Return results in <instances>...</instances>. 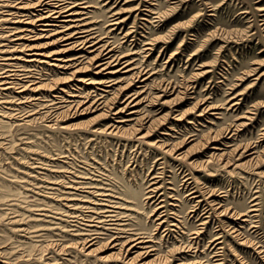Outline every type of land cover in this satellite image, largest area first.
Instances as JSON below:
<instances>
[{"label":"rangeland","instance_id":"374dc122","mask_svg":"<svg viewBox=\"0 0 264 264\" xmlns=\"http://www.w3.org/2000/svg\"><path fill=\"white\" fill-rule=\"evenodd\" d=\"M25 1L0 0V67L6 61L1 57L13 43L36 46L34 51L48 57L46 62H52L50 52L59 49L49 37L11 40L12 31L27 25L8 14H31V7L19 4ZM72 1L89 5L83 9L86 29L100 39L102 50L110 49L121 61L147 71L146 79L139 82L130 73L98 75L92 66L86 73H75L46 63L12 60L30 71L29 80L37 72L52 69V77L62 83L23 91L18 87L3 90L0 85V264H127L117 254V246L110 247L104 239L89 248L72 246L80 237L72 235L77 233L72 232V203L92 217L100 210H112L122 218L115 221L121 224L117 227L152 234L157 248L154 263L166 258L165 264H264V0ZM112 21L119 23L109 25ZM76 54L69 51L64 56ZM77 76L117 82L106 87L109 94L103 106L91 104L83 111L85 106L51 108L56 86L67 91L76 86L81 96L101 87L78 83ZM165 85L171 93L162 95ZM139 90L143 102L128 110L137 111L136 115L115 113L123 106L125 93ZM206 105L216 109L205 116L196 111ZM173 110L182 112V117L175 119ZM142 113L148 117L135 119ZM149 118L152 122L146 127ZM112 124L120 127V133H109ZM228 129L234 131L232 137L226 135ZM191 132L197 134L196 140L184 141ZM212 133L220 137L215 144L227 143L226 150L237 148L240 153L252 147L254 157L247 156L250 149L238 159L230 154L233 164L207 163L213 150L205 147L204 138ZM159 139L176 146L163 152L150 144ZM188 147L187 156L175 157ZM191 161L203 167L195 168L188 164ZM72 167L76 175L87 178L72 177ZM160 171L164 179L153 184L158 178L151 177ZM189 171L197 188L223 191L213 198L240 219L215 215L214 210L204 225L187 217L190 202L180 184ZM79 186H83L80 191L73 189ZM159 186L156 194L166 195L167 208L177 210L184 232L176 229L164 237L163 228H154V198L147 196L148 190ZM232 226L238 235L229 231ZM195 229L200 231L191 235ZM187 244L191 248L183 249Z\"/></svg>","mask_w":264,"mask_h":264},{"label":"bare ground","instance_id":"6f19581e","mask_svg":"<svg viewBox=\"0 0 264 264\" xmlns=\"http://www.w3.org/2000/svg\"><path fill=\"white\" fill-rule=\"evenodd\" d=\"M21 6L31 7L30 11L31 14L25 15L22 14L20 11L17 14H13L15 12H12L8 14L11 19H18L17 21L23 22L27 27L24 30H17L12 31L10 33V36L12 37L11 40L17 41L21 39H27L32 37L31 39H38V38H46L52 39V43H55L59 45V49L55 50L53 52H50L52 56L49 57L52 62H46L44 58H48L47 56H44V53L42 52H36V46L29 45V44H17L13 43L11 46H8L6 49L10 52H7L1 57V59L6 60L4 61L3 66L0 67V85L3 86V90H10L13 88H20L21 91L26 89V87H30L29 89H39V88H49L52 86H55L56 84L62 83L60 80L52 77L51 73H54L52 69H46L44 72L43 70L40 72H37L35 74L37 81L35 79H27L32 78V75L29 76L27 73L30 71H23V68H19L18 65L14 64L12 60H25L30 63H46L47 65L53 66L56 69H72V72L75 73H86L89 71V66H92L93 73L94 74H100L103 73L106 75H112L116 73L126 74L130 73V77L137 78V81L143 82L146 77H143L147 73L143 72L142 69H137L136 66L132 65L131 61L123 60L121 61V58H117L113 55L112 52H110V49H107L103 51V46L100 44V39H95L91 35V32L89 29H86L87 22L85 21L86 16L83 11V9H86L89 7L86 2L81 1L77 4H74L72 0H28L25 2H19ZM21 9L22 8H18ZM7 15V16H8ZM17 15V16H15ZM10 18L8 20H10ZM115 19V18H114ZM119 22L118 21H112L109 25L116 26ZM25 32V33H24ZM3 49V48H2ZM31 51L27 54L28 58H25L24 55H19L14 51ZM4 52L5 50H1ZM69 51L76 52L75 57H66L64 56V53H67ZM92 53L91 56H88L87 54ZM94 53V54H93ZM50 55V54H48ZM6 62V63H5ZM133 69H137L136 71H133ZM23 71L24 73H21ZM71 72V73H72ZM55 74V73H54ZM26 79V80H24ZM27 82V85L20 84V82ZM76 82L83 83V84H90V83H97L101 87L99 92L97 88L93 91L92 94H89L88 92L82 93L83 96L79 95L81 92H79L77 87H72L73 91H67L64 88L56 86V91L53 98L50 100L52 107L55 109H64V108H71V109H78L84 107L81 111L86 110L89 108V106L92 104H97V106H100L102 104H105L107 102V96L109 94V90H106V87H109L113 85L115 82V78L108 79L107 80H97L92 81L91 78L77 76ZM143 88L144 86H137ZM103 88V89H100ZM80 89V88H79ZM125 89V88H124ZM161 90L163 91L162 95L170 94L171 90L168 88L167 85L162 86ZM143 91H134L131 94H124L122 97H125V100H121V104L123 105L120 108H117V111L115 113L120 112H127L133 107H136L137 105L141 104L143 102L144 97H140L141 93ZM113 94L111 93V96ZM67 96V97H65ZM121 97V98H122ZM111 98V97H110ZM120 98V99H121ZM112 99V98H111ZM146 102V100H145ZM149 104L151 102V105H156L154 101H147ZM169 103L170 100H167ZM166 101H163L162 104L167 103ZM120 103V102H118ZM160 103V102H158ZM234 104V103H233ZM103 106V105H102ZM216 107L211 105H206L203 108L198 107L196 111L200 112L201 115H206L210 110H214ZM54 114L57 112V110L53 111ZM137 111H128L126 115L133 116L136 115ZM147 114V115H146ZM142 113L141 115H137L135 119H138L140 117L147 118L148 113ZM146 115V116H145ZM183 113L178 112L177 110H173V116L175 119H178L182 117ZM57 114L55 115V117ZM134 119V118H131ZM205 119V118H204ZM130 120V119H128ZM128 120L120 119L118 122H124ZM150 121V118L145 122L144 125L147 124V122ZM152 121L149 122V124ZM148 124L146 125V127ZM109 133L117 134L120 133V127L118 125H110L108 127ZM234 130V129H233ZM225 134V133H224ZM165 135H168L165 133ZM196 133L191 132L188 136L184 137V141L191 142L196 140ZM226 135L229 137H232L234 135V131L232 129H228L226 131ZM226 136V138H227ZM228 137V138H229ZM220 137H218V134L212 133L204 138V145L205 147H208L209 149L213 150L210 152L207 156V163H210L214 160H221L222 165L226 164H233L230 163V154H235L237 159L240 157L241 153L243 151H249L247 153V156L252 159L255 154V150L252 147H249L248 150L242 149L241 153L237 148H233L230 150H226L224 146H228V144L219 143V145L223 147H219L218 144H215L216 141H218ZM167 141L165 139H159L154 142H150V144L156 148H159L163 150V152H170L173 150V148L176 146L175 144H167ZM168 145V146H167ZM168 147V148H167ZM167 148V149H166ZM188 149H185L178 153L175 157L177 159L184 158L188 155ZM158 150V149H157ZM160 150V151H161ZM217 151V152H216ZM176 154V153H175ZM158 161L161 160V158L157 159ZM162 164V162L158 163ZM188 164H192L195 168L201 169L203 167L202 164H199L197 162L191 161ZM237 166V165H236ZM161 167V166H160ZM72 177H79V178H87L81 175H76L75 173L77 170H75L72 167ZM158 170V169H157ZM152 179L156 180L158 178V183L160 180L164 179V173L163 171L156 172L155 175L151 177ZM72 182L77 184H83V182L80 181H74ZM196 180L192 173L189 171L188 174H184L181 189L184 191H187L185 200L190 202L188 211H187V217H190L193 221L199 220V225H204L207 223L210 218L213 216L212 211L214 210L215 215L218 214L219 216L226 215L229 218H235L240 219L238 216L228 207H224V205H220V202L215 201V198H213L215 195H220L224 193L223 191L219 190H212L207 187H200L203 188V190L200 191V188H197L195 183ZM83 186L79 187H72L73 189H77L80 191L79 188H82ZM162 187L159 186L157 188H152L148 190V193H151L147 196L148 199H152L153 203H155L154 210L152 211V215L155 217L153 225L155 229L163 228L162 234L163 236H167L171 231L177 232H184L182 229L184 226L178 219L177 210H174V208H167V202L166 199L163 197H166L164 193L156 194V192L161 189ZM172 189V188H169ZM153 193V194H152ZM199 193V194H198ZM104 195V194H102ZM164 195V196H163ZM200 196L202 199H199ZM169 198H172L173 200L177 198H173V196H168ZM213 198V199H212ZM103 200V199H102ZM205 200V204L202 203ZM165 202V203H164ZM181 203V202H180ZM193 203V204H192ZM104 205V204H100ZM106 205V204H105ZM174 207L179 206L177 203H172ZM253 204L252 206H255ZM81 206H77V203H72V232H77L76 236H80L78 239L74 240L72 242L73 245L77 246H87V248L98 245L100 239L106 240V243L108 245H112L110 247H116L117 246V254H120V256L125 260V263L127 264H134L135 261L141 262L140 264H165L166 258L160 260L158 263H154V258L156 255L157 248L155 247L153 242V235L150 233L145 232H131L127 229H123L121 227H117L121 224L116 223L115 221L122 220V218H118L117 213L113 214L114 211L109 209H103L98 212V216L92 217L91 215H86L84 211H78V208ZM107 207H113L111 205H107ZM85 208V207H84ZM181 208V207H180ZM183 208V207H182ZM249 211H255V209H251ZM88 212V211H87ZM247 214H243L245 216ZM245 219H242L241 221H244ZM92 222V223H90ZM96 223L93 224V223ZM101 223V226H97V224ZM167 223V224H166ZM169 225L174 228L170 229ZM123 225V224H122ZM91 227H102L107 232H101L98 230H94ZM200 229H195L192 231L191 235H196ZM229 231L235 235H238L239 232L237 229H235L233 226L229 229ZM130 232V233H128ZM125 233L127 235L123 236L122 234ZM130 235V236H129ZM104 236V237H103ZM194 236H192L193 238ZM220 236H217V238H214V240L218 239ZM120 238H124V240H120ZM195 238V237H194ZM219 242V241H218ZM191 244H187L182 246L183 249L189 250L191 248ZM63 247V246H62ZM61 247V248H62ZM90 249L89 251H91ZM151 256H154L153 258H149ZM53 264H62L61 262H54ZM192 264H197L196 262Z\"/></svg>","mask_w":264,"mask_h":264}]
</instances>
